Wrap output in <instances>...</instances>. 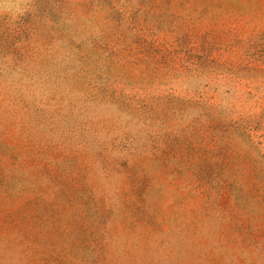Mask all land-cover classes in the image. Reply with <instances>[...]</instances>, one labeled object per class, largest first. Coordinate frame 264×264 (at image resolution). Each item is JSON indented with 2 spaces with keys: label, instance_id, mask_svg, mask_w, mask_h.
Here are the masks:
<instances>
[{
  "label": "rangeland",
  "instance_id": "1",
  "mask_svg": "<svg viewBox=\"0 0 264 264\" xmlns=\"http://www.w3.org/2000/svg\"><path fill=\"white\" fill-rule=\"evenodd\" d=\"M0 264H264V0H0Z\"/></svg>",
  "mask_w": 264,
  "mask_h": 264
}]
</instances>
